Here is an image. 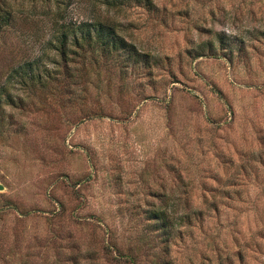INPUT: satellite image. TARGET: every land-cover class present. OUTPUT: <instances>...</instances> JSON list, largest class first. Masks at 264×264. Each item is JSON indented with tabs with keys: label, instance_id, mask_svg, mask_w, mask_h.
I'll list each match as a JSON object with an SVG mask.
<instances>
[{
	"label": "rangeland",
	"instance_id": "obj_1",
	"mask_svg": "<svg viewBox=\"0 0 264 264\" xmlns=\"http://www.w3.org/2000/svg\"><path fill=\"white\" fill-rule=\"evenodd\" d=\"M104 1L0 0V264H264V0Z\"/></svg>",
	"mask_w": 264,
	"mask_h": 264
},
{
	"label": "trees",
	"instance_id": "obj_2",
	"mask_svg": "<svg viewBox=\"0 0 264 264\" xmlns=\"http://www.w3.org/2000/svg\"><path fill=\"white\" fill-rule=\"evenodd\" d=\"M63 1V0H62ZM106 1V2H105ZM105 4L115 0H105ZM138 1V0H134ZM146 5H149L148 0H143ZM113 3V2H112ZM9 11L0 10V19L7 20ZM63 19V18H62ZM62 32L56 40L59 44V53L65 63L72 61L69 50H87L90 53L99 52L105 56H111L114 53H120L122 50L131 49L125 40L118 34L113 24L103 21L83 22L77 25L62 23ZM75 54V53H74ZM1 104V97H0ZM152 220L159 221V229L168 232L169 219L160 213H154Z\"/></svg>",
	"mask_w": 264,
	"mask_h": 264
},
{
	"label": "water",
	"instance_id": "obj_3",
	"mask_svg": "<svg viewBox=\"0 0 264 264\" xmlns=\"http://www.w3.org/2000/svg\"><path fill=\"white\" fill-rule=\"evenodd\" d=\"M0 190H2V188L0 187Z\"/></svg>",
	"mask_w": 264,
	"mask_h": 264
}]
</instances>
